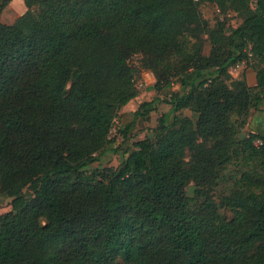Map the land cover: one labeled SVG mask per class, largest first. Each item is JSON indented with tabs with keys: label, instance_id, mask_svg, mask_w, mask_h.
Instances as JSON below:
<instances>
[{
	"label": "trees",
	"instance_id": "trees-1",
	"mask_svg": "<svg viewBox=\"0 0 264 264\" xmlns=\"http://www.w3.org/2000/svg\"><path fill=\"white\" fill-rule=\"evenodd\" d=\"M23 2L0 23V264H264V134L246 131L264 111V0ZM203 3L222 19H203ZM243 64L252 86L230 74ZM136 72L169 109L117 167L87 173L139 96Z\"/></svg>",
	"mask_w": 264,
	"mask_h": 264
},
{
	"label": "rangeland",
	"instance_id": "rangeland-1",
	"mask_svg": "<svg viewBox=\"0 0 264 264\" xmlns=\"http://www.w3.org/2000/svg\"><path fill=\"white\" fill-rule=\"evenodd\" d=\"M5 3V7L3 10L0 11V23L2 24H13L21 15L26 12V7L23 0H2ZM200 12L202 18L206 21L210 22L211 24L220 17L219 12L215 9L214 6L211 4L203 3L200 5ZM222 19V17H220ZM224 19H227L228 25L232 27H236L240 23V19L234 13H229L228 16ZM204 55H208L209 53V46L207 42L204 45ZM141 61L140 55H135L130 59V64L134 67H138V62ZM141 63V62H140ZM245 67H234L230 69V74L234 79L233 75L235 74V70H237V74L239 76L243 73L242 70ZM136 85L139 92V98L133 102L130 106L128 111L121 110L118 118L116 119L110 138L114 140L112 144L107 146L104 152L99 156V161L91 164L87 168V173H92L94 170H101L104 168H115L119 165L120 160L122 157L125 156L126 149H132V144L144 139L148 136L151 130L156 126L158 118L165 112L168 111L169 105L165 102V93L163 92L162 95L156 94L152 90H148L154 83V78L150 74L142 72L139 75L136 72L135 76ZM174 90H178V86H174ZM158 99L160 102H157ZM143 102H152V110L149 114L143 118L139 119L135 126L131 129L130 133L128 134L129 140L127 142H123L122 136L119 134V130L123 129L124 126L128 125L132 122L133 111H136L139 105ZM121 116V117H120ZM244 169L241 164L238 166L230 165L225 168V171L221 172V175H225L227 178L225 181L221 178L217 182V186L212 188L211 195L213 198L218 202L222 195H225L229 190V187L233 184V178H239L240 172ZM232 177V178H231ZM229 178V179H228ZM231 178V179H230ZM188 195L192 196L194 193V186L190 185L187 188ZM11 210V199L0 195V216L10 212ZM220 213L227 219L231 218V214L226 209H221Z\"/></svg>",
	"mask_w": 264,
	"mask_h": 264
},
{
	"label": "crops",
	"instance_id": "crops-1",
	"mask_svg": "<svg viewBox=\"0 0 264 264\" xmlns=\"http://www.w3.org/2000/svg\"><path fill=\"white\" fill-rule=\"evenodd\" d=\"M243 65H240L238 67H243ZM242 72L246 73L248 84L252 86L255 83L254 72L250 68H247L246 66L243 68ZM233 76L235 78L239 77V74H237V70H235V74ZM138 98L139 96L135 98L134 100H132L122 110H124V112L131 110L129 109L131 104L135 102ZM246 131L264 134V111L262 109H260L259 111L252 110L250 112L249 119H248V126L246 128Z\"/></svg>",
	"mask_w": 264,
	"mask_h": 264
},
{
	"label": "built area",
	"instance_id": "built-area-1",
	"mask_svg": "<svg viewBox=\"0 0 264 264\" xmlns=\"http://www.w3.org/2000/svg\"><path fill=\"white\" fill-rule=\"evenodd\" d=\"M145 73H147V74H150V76L152 75L151 73H149V72H145ZM257 145H259L260 143L259 142H257L256 143Z\"/></svg>",
	"mask_w": 264,
	"mask_h": 264
}]
</instances>
